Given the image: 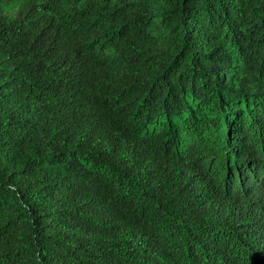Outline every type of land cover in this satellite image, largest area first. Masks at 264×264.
<instances>
[{"label": "trees", "instance_id": "1", "mask_svg": "<svg viewBox=\"0 0 264 264\" xmlns=\"http://www.w3.org/2000/svg\"><path fill=\"white\" fill-rule=\"evenodd\" d=\"M0 264H264V0H0Z\"/></svg>", "mask_w": 264, "mask_h": 264}]
</instances>
